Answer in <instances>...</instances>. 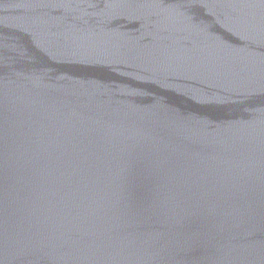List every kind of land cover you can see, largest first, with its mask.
<instances>
[{
    "label": "water",
    "instance_id": "obj_1",
    "mask_svg": "<svg viewBox=\"0 0 264 264\" xmlns=\"http://www.w3.org/2000/svg\"><path fill=\"white\" fill-rule=\"evenodd\" d=\"M0 264H264V0H0Z\"/></svg>",
    "mask_w": 264,
    "mask_h": 264
}]
</instances>
